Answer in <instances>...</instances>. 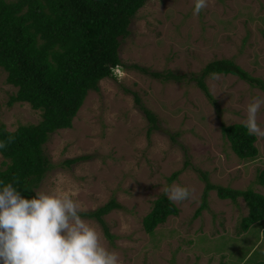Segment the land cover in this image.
I'll return each mask as SVG.
<instances>
[{
  "label": "rangeland",
  "instance_id": "obj_1",
  "mask_svg": "<svg viewBox=\"0 0 264 264\" xmlns=\"http://www.w3.org/2000/svg\"><path fill=\"white\" fill-rule=\"evenodd\" d=\"M193 0H146L119 38L123 67L114 78L102 79L90 90L68 129L51 133L44 145L52 167L37 190L70 194L82 213L111 199L119 207L102 216L103 224L82 215L99 231L106 245L119 253L122 264H257L264 262V219L238 234L248 214L243 197L220 199L207 193V207L198 216L205 181L244 190L264 168V139L257 138L255 159H240L222 135V124L241 123L246 103L264 90L234 75L204 78L216 105L191 76L214 59L233 60L264 80V0H209L198 16ZM172 71L181 81L153 78L135 68ZM0 69V122L8 130L37 123L40 111L27 103L8 105L16 88ZM135 95L139 103L135 101ZM141 105L156 118L149 122ZM264 128V108L258 116ZM73 158L75 162L68 163ZM0 154V170H4ZM178 171L173 180L170 175ZM172 184L187 186L193 196L175 205L152 234L142 218L153 201ZM164 195V194H163Z\"/></svg>",
  "mask_w": 264,
  "mask_h": 264
},
{
  "label": "trees",
  "instance_id": "obj_2",
  "mask_svg": "<svg viewBox=\"0 0 264 264\" xmlns=\"http://www.w3.org/2000/svg\"><path fill=\"white\" fill-rule=\"evenodd\" d=\"M146 0H0V69L6 82L16 88L8 105L27 103L40 111L37 123L20 124L8 130L0 122V149L4 170L0 180L12 182L26 198L35 189L52 165L45 155L44 145L51 133L68 129L90 90H98L102 79L114 78L115 68L123 63L119 57V38L129 34V25ZM153 78L179 82L184 75L172 71H148L134 66ZM234 75L264 90V80L252 76L231 59L220 58L208 62L198 76H191L198 88L216 105L204 78L213 75ZM135 101L139 103L135 95ZM152 125L155 115L141 105ZM222 135L233 153L240 159H255L259 150L256 137L246 134L242 123L222 124ZM79 158L68 161L75 162ZM178 171L168 180H173ZM205 181L198 216L207 207V193L215 189L220 199L244 198L248 214L241 219L239 235L253 223L264 219V194L252 187L244 190ZM254 183L264 188V168L256 174ZM114 199L96 210L82 215L94 217L103 224L107 238H112L102 216L118 208ZM179 208L165 195L153 201L151 210L142 218L145 232L152 234L169 216H176ZM257 264H264L259 262Z\"/></svg>",
  "mask_w": 264,
  "mask_h": 264
},
{
  "label": "clouds",
  "instance_id": "obj_3",
  "mask_svg": "<svg viewBox=\"0 0 264 264\" xmlns=\"http://www.w3.org/2000/svg\"><path fill=\"white\" fill-rule=\"evenodd\" d=\"M208 4L209 0H193V15ZM262 108L264 96L252 97L241 123L247 135L264 139L258 122ZM6 146L0 142V149ZM163 194L176 204L191 199L193 190L172 184ZM83 211L70 194L37 190L26 198L12 182L0 180V264H122L119 253L82 217Z\"/></svg>",
  "mask_w": 264,
  "mask_h": 264
},
{
  "label": "crops",
  "instance_id": "obj_4",
  "mask_svg": "<svg viewBox=\"0 0 264 264\" xmlns=\"http://www.w3.org/2000/svg\"><path fill=\"white\" fill-rule=\"evenodd\" d=\"M262 227V230H263V232H264V225L263 226H261Z\"/></svg>",
  "mask_w": 264,
  "mask_h": 264
}]
</instances>
